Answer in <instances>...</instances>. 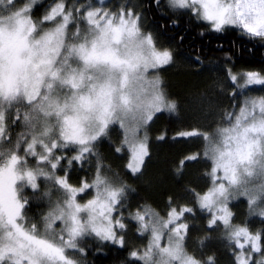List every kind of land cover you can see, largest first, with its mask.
<instances>
[{
	"label": "snow or ice",
	"instance_id": "obj_1",
	"mask_svg": "<svg viewBox=\"0 0 264 264\" xmlns=\"http://www.w3.org/2000/svg\"><path fill=\"white\" fill-rule=\"evenodd\" d=\"M4 3L5 14H0V264H79L69 252L83 253L80 243L87 237L125 244L122 233L127 224L121 206L128 186L105 175L96 144L111 126L118 125L123 136L115 151L127 150L126 169L133 175L142 173L150 155L148 125L157 114L177 110L176 102L161 89L159 77L148 78L149 71L169 65L173 55L156 47L153 35L141 30L140 15L126 4L113 11L100 0L98 7L91 3L69 7L66 0H52L43 16L33 20L38 0L19 8L16 0H0ZM170 5L190 10L214 31L231 26L250 38L264 39V0H170ZM47 23L54 26L42 30ZM226 72L233 96L264 86L260 72L235 73L231 68ZM13 109L12 123L22 120L25 129L15 144L5 135ZM225 119L229 126L215 133L192 129L176 137H202L203 158L211 162L206 173L211 186L204 192L189 191L196 207L209 216L207 227L223 226L227 239L235 243L236 264H264V232L234 225L229 208V201L237 196L247 198L250 212L264 203V96L246 97L239 111L226 113ZM68 150L75 154H57ZM91 156L97 161L94 178L73 186L71 167L82 166ZM200 158L199 152L186 156L180 161L181 170ZM65 160L64 174L58 175ZM41 180L49 185L43 193L49 207L38 222L27 226L30 198L24 192L30 188L35 195ZM91 190V199L78 202L80 194ZM54 192L60 194L55 201ZM196 207H170L166 217L149 206L130 213L138 233L148 236L143 250H133L130 257L140 264H200L185 249L190 228L186 217ZM259 215L264 217V210Z\"/></svg>",
	"mask_w": 264,
	"mask_h": 264
},
{
	"label": "trees",
	"instance_id": "obj_2",
	"mask_svg": "<svg viewBox=\"0 0 264 264\" xmlns=\"http://www.w3.org/2000/svg\"><path fill=\"white\" fill-rule=\"evenodd\" d=\"M27 0H16L15 7ZM69 7L93 3L100 6L97 0H66ZM108 9L118 11L120 5L126 4L142 17L143 29L155 37L156 46L171 51L173 60L159 70L161 86L167 99L175 101L177 110L174 114L162 112L157 114L148 125L150 155L146 158L142 173L133 175L126 169L129 156L127 150L117 153L123 133L118 125L110 127L108 135L96 144V151L102 158L104 173L118 183L128 186L126 198L121 206L125 222L132 227L122 233L124 246L112 243H101L93 237H87L80 243L83 253L70 251L69 255L79 264H140L130 257L134 246L132 219L130 213L149 206L160 215L170 207L189 205L196 207L195 198L189 189L204 192L210 187L211 180L206 173L210 172L211 162L203 158L204 141L202 137L176 138L181 132L198 129L202 132L215 133V130L226 125V113L236 112L244 101L242 95L264 96V86H252L242 94L233 96V85L227 78L226 70L233 72L257 71L264 74V39L250 38L235 27L228 26L223 31L212 30L203 20L198 19L190 10L173 8L167 0H100ZM52 0H39L31 15L39 20ZM6 3L0 4V14ZM53 25L47 23L42 30ZM71 31H75V26ZM241 80L240 82H242ZM250 92V93H249ZM23 114L24 109H20ZM16 109L8 114L6 137H11L15 144L19 135L25 131L23 121L13 124ZM157 137H164L157 139ZM10 145L5 144L7 148ZM201 153V158L189 162L181 170L180 161L186 156ZM23 155V153L21 152ZM71 157L72 150L57 153ZM34 165V161L31 162ZM96 157L91 156L81 166L75 164L69 171V182L80 186L83 180H92L96 170ZM67 161L58 175L64 174ZM179 171V174H177ZM49 185L40 181V189L33 194L28 188L24 195L30 198L26 211L27 226L36 223L48 210V200L43 197ZM59 193H53L55 201ZM171 198V204L169 199ZM262 203L250 212L247 198L237 196L229 201L233 212L234 225L247 226L253 233L264 232V217L259 215ZM209 216L196 207L194 214L186 217L190 228L185 240L186 250L205 264L212 257L213 264H236V248L227 239L223 226L213 229L207 227ZM43 227V225H41ZM258 260L261 254H255Z\"/></svg>",
	"mask_w": 264,
	"mask_h": 264
},
{
	"label": "rangeland",
	"instance_id": "obj_3",
	"mask_svg": "<svg viewBox=\"0 0 264 264\" xmlns=\"http://www.w3.org/2000/svg\"><path fill=\"white\" fill-rule=\"evenodd\" d=\"M39 1V0H38ZM31 2V0H27L26 1V3L25 4H28V3H30ZM167 2L169 3V5H170V0H167ZM24 5V4H23ZM23 5H20L19 7H21V6H23ZM92 5L94 6L95 4H93L92 3ZM171 6V5H170ZM18 7V8H19ZM172 7V6H171ZM206 24H208V26L211 28V25L208 23V22H206V21H204ZM54 26V25H53ZM52 26V27H53ZM140 26H141V30L144 32V33H148L147 31H145L144 29H143V21H142V17H140ZM51 28V27H50ZM45 30V29H44ZM48 30V29H47ZM154 37V36H153ZM154 41H155V37H154ZM155 43H156V41H155ZM157 47V46H156ZM159 50H164V49H161V48H159V47H157ZM159 70L160 69H158V70H150L149 71V75H148V78L149 79H154V78H156V77H159V79H160V76H159ZM243 82V81H242ZM160 87H161V89H162V86L160 85ZM163 90V89H162ZM164 91V90H163ZM250 93V92H249ZM246 97H256V96H253V95H249V94H243L242 95V97H241V99L240 100H242V99H245ZM261 97V96H260ZM243 103V102H242ZM242 103L240 104V106L242 105ZM239 106V107H240ZM239 107L237 108V110H236V112H238L239 111ZM223 127H226V125L225 126H223ZM145 133L144 132H141L140 133V135L141 136H143ZM92 180H89L88 182H91ZM210 186H211V184H210ZM79 187V186H78ZM94 195V190H91V191H86L85 193H83V194H80V196H78V202H80V203H85L88 199H91L92 198V196ZM261 206H262V209H264V203H262L261 204ZM143 209V208H142ZM141 209V210H142ZM123 209H122V211H121V213L123 214ZM168 212V211H167ZM167 212L165 213V214H163V215H160V216H163V217H166V215H167ZM132 221V223H134L135 224V227H133L132 229V231H133V233L135 234V236H134V238H133V241H134V246H136V250H143V248H144V246L147 244V242H148V236L147 235H144V236H141L139 233H138V231H137V223L134 221V220H131ZM132 226L131 225H128L127 226V230L125 231V232H127L130 228H131ZM58 230V229H57ZM125 239V238H124ZM234 243V242H233ZM234 246H235V243H234ZM236 248V247H235ZM186 249V248H185ZM135 250V249H134ZM187 251V250H186ZM239 250L238 249H236L235 250V252L237 253ZM188 252V251H187ZM188 254L189 255H191L189 252H188ZM193 256V255H192ZM194 257V256H193ZM195 259H197L196 257H194ZM255 259H257L258 260V258H257V256L255 257ZM198 261H200L199 259H197ZM201 262V261H200ZM202 264H205V263H203L202 262Z\"/></svg>",
	"mask_w": 264,
	"mask_h": 264
},
{
	"label": "clouds",
	"instance_id": "obj_4",
	"mask_svg": "<svg viewBox=\"0 0 264 264\" xmlns=\"http://www.w3.org/2000/svg\"><path fill=\"white\" fill-rule=\"evenodd\" d=\"M209 258L213 259L212 257H209ZM209 258H208V259H209ZM200 264H202V262H200Z\"/></svg>",
	"mask_w": 264,
	"mask_h": 264
}]
</instances>
